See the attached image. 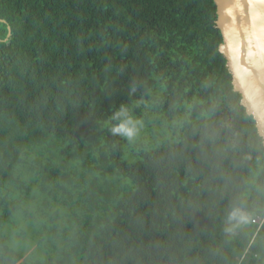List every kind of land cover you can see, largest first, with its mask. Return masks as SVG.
I'll return each instance as SVG.
<instances>
[{"label": "trees", "instance_id": "16d2710c", "mask_svg": "<svg viewBox=\"0 0 264 264\" xmlns=\"http://www.w3.org/2000/svg\"><path fill=\"white\" fill-rule=\"evenodd\" d=\"M216 16L0 0V264H264V145Z\"/></svg>", "mask_w": 264, "mask_h": 264}, {"label": "water", "instance_id": "95a60500", "mask_svg": "<svg viewBox=\"0 0 264 264\" xmlns=\"http://www.w3.org/2000/svg\"><path fill=\"white\" fill-rule=\"evenodd\" d=\"M214 3L215 25L222 35L218 49L226 59L234 91L241 94L240 104L253 117L264 145V0Z\"/></svg>", "mask_w": 264, "mask_h": 264}, {"label": "rangeland", "instance_id": "374dc122", "mask_svg": "<svg viewBox=\"0 0 264 264\" xmlns=\"http://www.w3.org/2000/svg\"><path fill=\"white\" fill-rule=\"evenodd\" d=\"M34 229L26 222H22L18 225L17 229L16 226H14V230L10 231L9 234V238H8V244H10V246H13L17 249H19V253L23 254L24 256H27V254L31 251L30 249H26L28 248L30 245H32V241L31 240H25L24 239V235H27V233L33 232ZM0 234H4L5 235V227L2 231V233ZM34 257L37 259H42L43 257L36 252V250H34L33 252ZM23 259V258H22Z\"/></svg>", "mask_w": 264, "mask_h": 264}, {"label": "clouds", "instance_id": "9594fccd", "mask_svg": "<svg viewBox=\"0 0 264 264\" xmlns=\"http://www.w3.org/2000/svg\"><path fill=\"white\" fill-rule=\"evenodd\" d=\"M113 134H120L126 136L129 140L133 138L134 132L130 129H126L124 125H120L112 128Z\"/></svg>", "mask_w": 264, "mask_h": 264}, {"label": "built area", "instance_id": "2783aa9c", "mask_svg": "<svg viewBox=\"0 0 264 264\" xmlns=\"http://www.w3.org/2000/svg\"><path fill=\"white\" fill-rule=\"evenodd\" d=\"M251 220H252V222H255V223H258V224H261L262 221H263V219L261 217H259V216H255Z\"/></svg>", "mask_w": 264, "mask_h": 264}]
</instances>
